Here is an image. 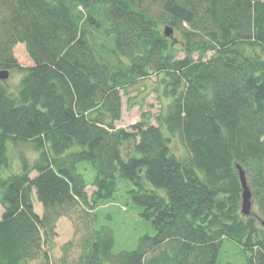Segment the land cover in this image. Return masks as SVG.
I'll use <instances>...</instances> for the list:
<instances>
[{"label": "trees", "instance_id": "trees-1", "mask_svg": "<svg viewBox=\"0 0 264 264\" xmlns=\"http://www.w3.org/2000/svg\"><path fill=\"white\" fill-rule=\"evenodd\" d=\"M4 71L0 264H218L226 240L264 264V0H0ZM152 76L166 107L118 128ZM131 206L153 234L116 252Z\"/></svg>", "mask_w": 264, "mask_h": 264}, {"label": "rangeland", "instance_id": "rangeland-1", "mask_svg": "<svg viewBox=\"0 0 264 264\" xmlns=\"http://www.w3.org/2000/svg\"><path fill=\"white\" fill-rule=\"evenodd\" d=\"M15 56L21 65L28 66L32 64L24 45H18L16 47ZM20 79L21 74L18 71H13L8 82L10 86L16 87ZM129 90L131 92L130 96H126L125 94L123 96V113L121 121L116 124L118 128L130 129L131 126L139 123L144 115H151V117L157 116L168 103L166 98L161 97L162 87L159 85L156 76L140 81ZM152 122L156 124L154 119H152ZM172 148L178 155L184 156L186 154L185 147L179 137L174 138ZM10 151L14 158L12 164L15 169L20 168V154L25 155L30 160L37 157V153H35L29 145L10 147ZM88 191L92 193V188H89ZM36 204L38 209H40V203L36 202ZM122 212V216L125 218V224H123L116 233V252L122 249H134L142 235L147 233L153 234L151 226L143 220L138 209L131 206L129 210L125 211L123 209ZM252 212L257 213V207L254 202ZM2 214L3 209L0 204V219ZM122 216H120V218H122ZM59 231L62 241L70 238L72 234V228L67 222L61 223ZM60 244L61 243H59V245ZM54 254L55 256H59L60 251L58 247ZM218 264H248L243 247L231 240L224 241L219 253Z\"/></svg>", "mask_w": 264, "mask_h": 264}, {"label": "water", "instance_id": "water-1", "mask_svg": "<svg viewBox=\"0 0 264 264\" xmlns=\"http://www.w3.org/2000/svg\"><path fill=\"white\" fill-rule=\"evenodd\" d=\"M164 33L167 37H173L174 36V30L171 27H166L164 29ZM10 77V73L7 71L0 72V80L6 81ZM240 169V177L241 182L243 186V201H242V213L245 216H249L252 213V207H253V196L252 192L248 186L245 172Z\"/></svg>", "mask_w": 264, "mask_h": 264}]
</instances>
